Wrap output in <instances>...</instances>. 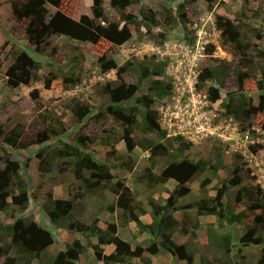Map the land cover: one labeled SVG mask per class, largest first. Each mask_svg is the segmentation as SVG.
<instances>
[{"label":"trees","instance_id":"16d2710c","mask_svg":"<svg viewBox=\"0 0 264 264\" xmlns=\"http://www.w3.org/2000/svg\"><path fill=\"white\" fill-rule=\"evenodd\" d=\"M164 1V20L167 24L181 25L187 31L192 4L200 0ZM203 1L212 6L216 0ZM77 2L10 0L16 30L38 55H46L56 61L64 59L63 53L53 44L56 36L92 43L97 48L102 71H116L115 79L99 85V93L107 101L97 111L96 120L111 124L112 119L117 123L121 135L116 142L124 141L129 152L138 145V136H159V139L149 141L150 165L145 166L139 181L148 189L167 184L170 180H175L176 184L169 187V194L163 203L153 196L146 198L152 207V221L144 222L141 215L148 213L144 199L127 185L124 177H118L113 172L114 168L132 171L134 161H101L94 149L98 142L111 145L108 156H115L116 142L110 141L109 137L100 139L80 128L73 142L62 141L61 136L67 129L64 122L52 113L39 114L29 125L17 123L9 131L0 126V141L5 145L17 150L40 146L35 156L42 176L55 172L61 175L72 173L75 179L68 188L71 198H55L50 193L43 205L53 226L68 232L64 247L52 253L49 247L56 241L54 233L37 219L25 216L31 205L32 193L28 180L22 174V161L12 156L6 148L3 149L0 155V213L11 220L0 217V258H4L0 264H31L36 259L47 264H82L81 257L89 249L93 250L95 259L103 264H153L151 257L161 252L186 264H195L197 257L198 264H264V189L255 182L256 177L247 163L241 161L242 155H235L230 177L215 186V194L208 192L212 179L206 177L200 182V195L193 201L187 200L192 194L190 183L208 170L219 175L222 162L192 159L185 155L193 145L191 141L181 135L167 137L155 106L156 100L165 98L172 90L170 78L163 76L166 62L156 61L152 56L137 63L127 61L120 65L112 55L115 47L133 38L136 28L143 26L147 32H152L154 27L160 26L162 22L158 13L142 0H110V5L120 15L116 20L108 14L105 0H92V15L82 14L75 18L73 12ZM255 11H250L252 15L243 12L236 18L216 15L222 45L228 48L232 57H211L203 65L197 85L199 91L206 92L212 101H217L221 98L222 89H226L230 80L235 79L237 87L227 91L222 105L225 115L239 121L243 131L253 125L261 126L264 130V49L254 39L261 38L262 33L257 28L250 36L246 21L256 17ZM165 35V31L160 32L162 38ZM213 51L212 47L208 53L213 54ZM39 69L36 58L28 50L22 49L6 70V82L11 88L28 86L40 80ZM134 72L137 79L130 81L128 78ZM54 78L57 75L51 74L45 82L46 87L51 86ZM78 80L64 77L65 82ZM250 80L255 82L260 92L257 101L245 91V84ZM145 82L148 85L143 92ZM31 96L37 99L39 93L32 92ZM71 110L78 124L88 121L94 112L90 104L79 100L72 102ZM54 138L59 139L58 143H50ZM262 146L258 144L252 150L257 151ZM231 192L234 193L233 197L230 196ZM87 194L103 195L105 198L113 195L115 200L107 205V209L115 214L116 219L107 221L106 227H101L98 218L90 223L77 218L76 202ZM192 210L196 217H193ZM206 215L216 217V222L207 223L208 246L202 245V249H198L194 240L201 227L200 216ZM130 222L135 223V227H132L134 230L150 237L149 243L133 245L121 237L120 228ZM237 223L244 224L237 243L242 247H261L253 263H239L233 255L236 248L234 233L231 230L223 233L218 230L220 226L232 227ZM178 232L188 234L189 240L178 243L174 240ZM105 245H112L114 250L107 253ZM209 245L212 251L208 249ZM217 250L223 251V257L216 256Z\"/></svg>","mask_w":264,"mask_h":264},{"label":"rangeland","instance_id":"374dc122","mask_svg":"<svg viewBox=\"0 0 264 264\" xmlns=\"http://www.w3.org/2000/svg\"><path fill=\"white\" fill-rule=\"evenodd\" d=\"M146 6L151 7L158 13L161 19V25L153 28L152 32H147L143 26L136 28L133 38L121 46L114 48L112 55L117 59L121 65L127 61L137 63L142 61L145 57L155 56L156 61H163L168 63L170 58L168 55L162 54L160 49L164 46L175 43H189L195 35H202L208 41V49L213 47V54L207 53L202 61V67L211 57H219L221 59H231L232 55L228 48L222 45L221 30L216 26V15L222 14L231 18H236L243 12L252 15V9H256V17L246 19L248 21V30L250 36L254 35V29L261 30L262 37L254 38L255 41L264 49V0H216L210 6L206 1L200 0L192 4L190 13L188 14V30L186 31L181 25H168L164 20L165 18V5L164 0H142ZM105 5L108 14L118 20L119 13L110 5V0H105ZM92 0H78L73 16L79 18L82 14H90ZM165 31L164 38L160 36V32ZM256 35V34H255ZM166 43L168 45H166ZM64 55L62 61H56L46 55H38L32 46L27 44L22 35L16 30L15 20L12 15L10 0H0V126L9 131L15 124L22 123L29 125L36 120L39 114L52 113L54 117H58L67 129L66 133L61 136L62 141L73 142L76 133L80 128L88 131L90 134L96 135L98 138L109 137L110 141L116 142L121 135V128L112 119L111 124L96 120V113L107 101V98L99 93V85L108 80L116 78V71L111 70L103 72L101 65L98 62L99 54L97 48L90 43H80L78 41L69 39L64 36H56L53 40ZM22 49H26L33 55L39 62V75L40 80L34 81L28 86H20L18 88H11L6 82V70L10 63L13 61L14 56ZM164 72V77H169L173 81L172 74L168 72V67ZM171 72L173 71L170 68ZM51 74H56L50 87H46V80L51 77ZM64 77H73L79 80L77 82H65ZM130 81H136L137 74L134 72L129 78ZM210 82H208L209 84ZM148 82H145L143 92L146 91ZM237 82L231 79L226 89H222L221 98L213 102L212 108L219 113L215 122L217 125L222 126L221 131L226 134L227 139L218 137H206L198 140H190L183 136L187 141H191L193 145L186 150V154L192 159H207L210 161H221L222 166L219 168L218 174L215 175L211 171H206L200 177L190 183L192 187V194L187 200L193 201L194 198L200 194V182L206 177H211L212 182L208 186V192L215 194V186L220 184L224 178H229L233 169V161L236 154L242 155L241 161H245L249 168H252V175L256 177L255 182L260 183L264 188V130L261 126L253 125L252 128L243 131L239 121L231 116L225 115V108L222 105V100L225 99L227 91L235 89ZM38 92L37 99L32 98V92ZM245 91L250 96L256 97L259 95V90L253 80L246 82ZM208 96L206 92H202ZM209 98V97H208ZM74 100L82 101L83 103L90 104L93 109V114L88 117V121L78 124L75 121L71 105ZM183 102H191V95L186 94L183 96ZM133 102V101H132ZM178 103L174 97L167 95L165 98L158 99L155 106L159 110V120L164 129L167 130V137L174 138L181 134H175L179 131L181 124H187L188 121H193L195 117H189L192 112L190 109H185L180 114L175 110V105ZM190 110V112H189ZM189 120L186 122V120ZM232 118V119H231ZM56 119V118H54ZM187 130V129H186ZM112 131V132H111ZM157 135H143L138 136V145L136 148L129 152L126 149L124 141L115 143L116 155L108 156V151L112 149L111 145H104L101 142L95 144L94 149L97 151V156L101 161H134L132 171L126 168H114L113 172L118 177H124L127 185H129L135 193L144 199V207L148 213L141 215L142 219L152 220L151 205L146 200L147 197L153 196L155 200L160 203L165 202L169 194V187L176 184L175 180H170L167 184L158 185L154 189H148L143 183L139 181V176L144 171L145 166L150 165V152L149 141L152 139H159ZM59 139L54 138L50 143L56 144ZM262 144V148L253 151L252 147ZM11 153L12 156L19 158L22 161L23 168L22 174L28 180L30 191L32 193L31 205L25 212L28 218L37 219L44 227L50 229L56 237L55 243L49 248L52 253H57L62 245L68 238V232L60 228H56L50 222L45 214L43 205L48 201V194L52 193L55 198H71L69 193V185L75 182L72 173L61 175L57 172L48 173L42 176L38 168V159L35 152L40 148L34 145L26 150H17L0 141V155L3 154V149ZM254 154V161H248L249 155ZM117 157V159H115ZM28 163V166H26ZM259 163L260 166H257ZM159 171V166L156 168ZM233 192L230 196L233 197ZM113 195L105 198L103 195L87 194L84 198H79L76 202L75 215L77 218L82 219L88 223L92 222L95 218L99 219V224L106 227V222L116 219L115 214L110 213L107 205L114 202ZM193 217L195 216L194 210L191 211ZM179 214V213H177ZM1 219L10 221L4 213H0ZM216 219V217H214ZM201 227L197 230V237L194 240L196 247L202 249V245H207V223L206 217L203 218ZM216 222V221H215ZM135 227L134 222H130L127 226L120 228V235L122 238L129 240L133 245L147 244L150 242V237L146 233H139L131 226ZM218 230L223 233L231 230L235 235L236 248L233 255L241 262L253 263L258 256L261 247L247 246L242 247L237 243L240 234L244 230V224L237 223L234 226L225 225L218 227ZM79 237L80 234H78ZM174 240L179 242H187L189 235L185 233H176ZM87 242L86 240H84ZM208 246V245H207ZM106 248V247H105ZM209 250H213L209 245ZM110 252V248H106ZM199 254V253H198ZM216 256L223 257V251L217 250ZM153 264H186L185 261L172 257L169 254L161 252L156 256H152ZM197 257L195 264L199 263ZM4 258H0V263ZM82 264H103L95 259L93 250L85 252L81 257ZM22 264V263H18ZM31 264H47L39 262L37 259L33 260Z\"/></svg>","mask_w":264,"mask_h":264},{"label":"built area","instance_id":"2783aa9c","mask_svg":"<svg viewBox=\"0 0 264 264\" xmlns=\"http://www.w3.org/2000/svg\"><path fill=\"white\" fill-rule=\"evenodd\" d=\"M166 45H168L166 43ZM208 41L202 35H195L189 43H175L164 46L160 49L164 55H168L170 61L168 63V72L172 74V90L171 96L178 101L175 105V110L180 114L186 108L192 107V112L189 117H195L193 121H188L187 124H181L179 131L175 134L186 136L190 140H198L206 137H218L227 139L226 134L220 129L222 126L217 125L215 120L219 113L215 111L213 102L208 96L198 90L199 75L202 71V61L208 53ZM170 68L173 69L171 72ZM191 95V102H183V96ZM169 94V95H170ZM190 112V110H189ZM232 119V118H231ZM187 129V130H186ZM167 131V130H166ZM248 161H254V154L251 153ZM260 166L259 163H256ZM255 173V171H253Z\"/></svg>","mask_w":264,"mask_h":264},{"label":"crops","instance_id":"0c3cea01","mask_svg":"<svg viewBox=\"0 0 264 264\" xmlns=\"http://www.w3.org/2000/svg\"><path fill=\"white\" fill-rule=\"evenodd\" d=\"M204 217H206V222H214L215 221V218L213 217V216H209V215H206V216H200V222H201V224L204 222L203 221V218ZM141 219H142V216H141ZM144 222H151L152 220L151 219H147V220H145V219H142ZM130 226L131 227H133V225H131L130 224ZM120 232V231H119ZM179 243H183V242H179ZM64 245H65V243H64ZM64 245H62L61 246V248L57 251V252H59L63 247H64ZM52 246V245H51ZM50 246V247H51ZM49 247V248H50ZM105 247L106 248H110V252H112L113 250H114V247L112 246V245H105ZM106 248H105V250H106ZM50 250V249H49ZM107 252V251H106ZM110 252H107V253H110Z\"/></svg>","mask_w":264,"mask_h":264},{"label":"clouds","instance_id":"9594fccd","mask_svg":"<svg viewBox=\"0 0 264 264\" xmlns=\"http://www.w3.org/2000/svg\"><path fill=\"white\" fill-rule=\"evenodd\" d=\"M209 50V49H208ZM167 64V63H166ZM252 170V168H250ZM252 174H253V170H252ZM260 184V183H259ZM261 185V184H260ZM262 186V185H261ZM263 188V187H262ZM264 189V188H263ZM101 226V225H100ZM102 227V226H101ZM106 251V250H105ZM111 253V252H110Z\"/></svg>","mask_w":264,"mask_h":264}]
</instances>
